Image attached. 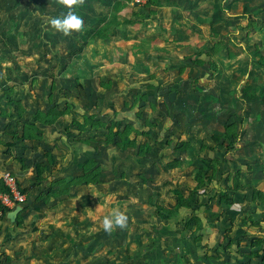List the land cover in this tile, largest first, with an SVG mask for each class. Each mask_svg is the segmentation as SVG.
<instances>
[{"label": "rangeland", "instance_id": "1", "mask_svg": "<svg viewBox=\"0 0 264 264\" xmlns=\"http://www.w3.org/2000/svg\"><path fill=\"white\" fill-rule=\"evenodd\" d=\"M51 4V0H0V140L15 144L11 149L0 146V156L22 166L27 150L34 146L15 139L23 135L24 122L32 121L39 109L71 107L54 124L42 126V138L36 143L42 146V161H49L46 154H51L54 166L46 164L40 182L36 170L30 176L25 189L28 206L17 216L23 235L2 249L4 256L10 262L25 254L34 256L31 264H264L262 258L247 257L264 249V244H253L258 237L264 239V224L244 225L245 220L261 219L264 206L252 201L249 189L227 191L234 204L221 205L234 170L247 172L251 166L259 172L264 164L259 150L260 146L264 150V70L256 66L257 58L264 55V0L201 1L209 14L196 22L211 26L209 36L204 33L201 41L202 51L217 42L220 49L228 45L231 53L226 57L225 49V60L234 63L233 75L222 70L221 75L229 78L216 76L206 65L211 75L202 70L200 77L184 82L152 81V69L145 73L142 64L131 65L138 44L148 43L146 35L151 31L142 29L151 21L154 0L141 9L129 4L122 9L120 14L144 26L134 49L124 39L110 49L108 65H102L83 43L82 48L73 42L65 49V43L53 47V27L48 24ZM104 66L112 68L107 76ZM16 101L22 103L23 115L17 113ZM87 116L132 123L142 131L152 122L150 150L143 155L138 154V146L121 150L108 142L107 128L82 131L73 123H83ZM241 116L244 133L239 143L232 142L226 139L225 127ZM145 138L137 136L139 144H145ZM205 158H214L221 171L200 190L202 196H195L205 204L195 211L203 218L200 226L193 225L194 232L184 231L183 222L193 214L190 209L173 211L170 221L154 218L155 204L171 207L167 199L179 178L189 195L195 184L190 176L200 166L211 173L216 170ZM175 160L186 163L182 171L169 165ZM96 170L97 177L85 178ZM87 179L96 181L87 184ZM241 181L250 178L244 175ZM39 204L44 205L42 210ZM113 208L125 211L129 219L126 228L108 233L101 221Z\"/></svg>", "mask_w": 264, "mask_h": 264}, {"label": "crops", "instance_id": "2", "mask_svg": "<svg viewBox=\"0 0 264 264\" xmlns=\"http://www.w3.org/2000/svg\"><path fill=\"white\" fill-rule=\"evenodd\" d=\"M117 1L118 0H78L77 7L85 17L84 26L80 29L74 28L69 33H65L62 30L53 28L52 30V33L54 34L53 35L54 41L52 42L53 47H59L60 43H65L66 46L64 45L62 46L65 49V47L68 48L69 44L75 43L73 45H80V47L82 48L83 45L85 44L87 49L91 48L93 50L94 52L93 57L95 58L98 57L99 59H101V61H103L102 65H104V63L108 65V60H109V57H107L108 52L111 51L110 49H115L119 45L122 39H124V41H130L129 44L126 45H130L129 47L130 50L134 49L137 46L135 43L139 41V35H140L139 32L141 31L144 25H140L141 24L140 22H137L136 20H132L131 18L126 17V15L123 12L120 14V11L117 12L116 14L117 20L120 21L117 25H114L112 27V29L110 30L109 37L104 39L94 37V33H96L97 30H99L112 15H115L116 12L114 11V7ZM201 1L207 2L208 0H154V5L152 7L153 16L149 18L151 21L148 23L146 29L145 28H143L144 30L142 29L143 32L151 31L149 32L148 35H146V38L148 39V43L138 44L139 46L137 47V50L132 55V59L133 60L135 59V61L134 63L131 61V65H134L136 63L142 64L143 71L145 73L148 72L150 69H152L153 70V74H151L152 77L150 78L148 76L149 79L152 81L163 80L165 82L166 78H170V81L173 82L174 81L184 82L189 78L200 77L199 75L202 70H205L206 73L209 74L210 73L209 69H211L214 73H216L217 74L216 76H220L226 79L229 77H225L221 75L220 72L222 70L227 71L228 76L233 75L232 73L233 67L232 69H230V67L234 66L233 65L234 63L231 60L230 62H227L225 60V49L227 50L229 49L228 45H226V47H222L224 49L222 48L220 49L218 47V44L220 42L219 43L217 42L214 46H212L210 50H204V52L202 51L203 48L201 47L202 45L201 41L202 39H204V33L206 34V36H209L211 32L209 28L211 26L209 25V22L205 24L206 26H200L199 21L196 22L197 18H200L203 15L208 16L209 14L207 10H203L201 6ZM51 2H52L51 4L52 10L50 11L51 15L59 12L61 8L64 7V5L61 4L60 0H51ZM135 16L136 15H133V18H138L137 16L136 17ZM136 24H138V28L135 27ZM89 39H91V43L87 45V41ZM132 40H134V42ZM222 43L223 42H221V44ZM231 47L234 48L232 44ZM166 50L169 51L167 52ZM212 50H214V53H212L213 54L212 57L216 58V61L219 66L218 70H214L210 68V64L208 63L207 64L199 63V60H208L209 57L208 54H210ZM230 51L231 50H228V54H226V57L227 55H229V53H231ZM83 56L84 54L73 57L81 58ZM122 60L124 62V59ZM206 65L209 67L208 70L205 67H203ZM256 66L258 67V69L264 70V68L260 67L259 64H257ZM108 69L110 70L111 73L112 68H106L104 66L103 75L106 76L109 75ZM154 69H157L156 70L157 72ZM234 70L237 69L234 68ZM150 72L151 71H149L148 73ZM235 101L236 100L232 101V103ZM241 119L243 121L241 136L236 141L230 139L232 142L239 143L242 138V134L244 133L245 118L241 116ZM30 142L31 144H34V146H31V148L27 150L28 155H27V159L24 160V165H25L24 168L21 166V164H17L15 160L9 163L7 161L9 159L6 157L7 155L3 157L0 156V175L3 174V172L5 171H10L14 173L26 187L30 185V176L33 175V172L35 170L34 163L41 162L44 165L49 163L47 159L46 161H42L44 159V156L41 153L42 146L36 143V141H27L25 143H30ZM55 148L56 147H54L53 151H55ZM259 150L261 153L264 154V150L261 146ZM255 161L257 162L260 160H255ZM55 162H57V160ZM50 164L53 165L54 163H50ZM183 166L185 167L186 164ZM248 167H247L248 170H246L247 172L241 171V176L242 177L244 175L246 177L248 176V178H250V181L249 182L241 181L243 188L240 190H244V191H246V189L252 190V201L255 202L256 204H262L264 206L263 202L254 199L253 197L254 190H260L264 192V164L261 165L260 166L261 168L257 170L259 172H255V167L254 168H252L251 166ZM180 169L182 168L180 167L175 171ZM190 177H191L190 180L193 183H195L190 186V189L192 190L196 186L197 182L193 179V174ZM180 179L181 178L178 179L177 187L176 186L175 187L176 188L182 187V189L181 188L180 189L183 191L185 196H188L186 195L187 187H184L182 185L181 183L182 181H180ZM169 199L170 200L167 199V201H169L171 207H174L177 201L173 196L172 198L170 197ZM195 201H197L196 198ZM49 204L51 205L53 204V202H50ZM39 206L40 209L42 210L44 205L41 206V204H39ZM24 210L26 211L25 207L22 209V211ZM152 213L151 215H154ZM154 218H157V215ZM27 220L28 219L26 218L24 222ZM29 224H31V222H29ZM20 228L21 226L18 225L16 221L13 222L8 217L0 219V264H15L14 263L15 261H17L18 264H24V263L31 264L28 262L32 261L34 256H28L25 254L26 256L25 255L22 256L20 260L14 259L10 262L8 258L4 256L3 252H1L2 249H7L8 247H10L11 244L15 243L18 237H22L23 232ZM25 234H30V233H25ZM35 252L39 253V251H35ZM20 261H22L23 263H20Z\"/></svg>", "mask_w": 264, "mask_h": 264}, {"label": "trees", "instance_id": "3", "mask_svg": "<svg viewBox=\"0 0 264 264\" xmlns=\"http://www.w3.org/2000/svg\"><path fill=\"white\" fill-rule=\"evenodd\" d=\"M152 0L149 1V4L151 3ZM127 2V3H126ZM129 1L128 0H118L115 4L114 7V11L116 12L115 15H112L107 21L106 23L99 29L97 30L96 33H94V37L95 38H107L110 35V30L112 29V27L114 25H117L119 23L120 20H117V12H121L122 9L124 7L127 6V4ZM148 5V4H147ZM141 9V8H139ZM212 53H214V50H212V52L209 55L208 60H199V63H208L210 64V68H214L215 70L218 69V63L216 61V58L212 57ZM211 57V58H210ZM219 61V60H218ZM257 62L260 65V67L264 68V55H260L259 58H257ZM141 97V96H139ZM145 97L144 99H147V96H142ZM137 100V99H136ZM134 105L132 104L131 109L134 108L135 106V101L133 102ZM17 108V113L20 115H23L24 113V107L22 105V103L20 101H16L15 102ZM154 107V105H153ZM70 106H67V108L65 109H61L57 106H53L47 110H37L35 113H33L32 115V121H27L24 122V126H23V135L20 137H16L15 139L17 140H21L24 142L27 141H37L39 142L42 138V126H47V125H52L54 124L57 119L65 114H68L71 110H70ZM141 113H138V118L140 119L142 116ZM240 120H237L235 122H232L230 124H228L225 128H226V138L228 140L233 139V140H237L240 136H241V132H242V124L243 121L241 118H239ZM74 124H76L82 131H88V130H104V129H108L109 130V136L110 138L108 139V142H112L115 143L117 145V147H119V149L121 150H129L135 147H139L140 151L142 152H138V154L143 155L146 152H148L151 148V143L153 142H148L151 139L150 136V132H148V129L151 126H154V124L152 122H148L144 127L147 128V131H142L139 128H137L136 126H134V124L132 123H124V121L121 120H112L110 123L104 122L102 120H97L94 116H87L85 117V121L83 123H80L77 120L73 121ZM115 129H118L117 131ZM131 133H135L136 136L135 138L132 137ZM108 136V137H109ZM137 136H143L146 137V142L145 144H139L138 140H137ZM0 146H4L7 147L9 149L15 147L14 142H4L3 140H0ZM214 152V149H211ZM47 156H50V160L49 163H53L52 161V156L51 154H46ZM205 160L207 162L212 163L213 165H216V170L212 171L213 173L209 172V169H205L203 168V166H200L194 173H193V179L197 182L196 186L191 190L190 194L188 196H185L183 191L180 188H171L170 192L172 193V196L175 198V200L177 201L176 205L174 207H165L162 204H155L154 207L156 209V215L158 217H160L162 220L166 221H170L172 219V213L173 211H177L179 212L181 209L182 210H186V209H190L193 211V214L189 216L188 220H185L183 222L184 225V231L187 230H192L193 231V225L197 224L198 226H200V223L203 221V218L198 215L196 211V209L201 208L203 205L205 204H200L199 202L195 201V196H202L200 194V190L204 187H207L210 183H212L213 181H215V179L218 178L219 172L221 171V168H219L218 165H220L214 158H205ZM90 162V161H87ZM92 162H90V165L93 166V164H91ZM95 163V162H94ZM192 162H188L187 165L191 164ZM186 163H182V161H172L169 165L173 166L172 168H179L182 167L183 165H185ZM86 165V164H85ZM24 163L22 165V167L24 168ZM94 167V166H93ZM46 165L42 164L41 162H37L35 163V170H36V178H37V182H40L42 180H44V176L43 173L46 170ZM98 170L95 171L94 174H89L88 176H85V178H89L92 175L94 176H98ZM14 174V173H13ZM223 174V173H222ZM15 175V174H14ZM18 178V177H17ZM84 178V179H85ZM203 179H205V181H203ZM19 181V185L22 187L23 192L27 194L26 186L20 181V179L18 178ZM94 181H96V179H87L84 180L85 183L90 184L93 183ZM243 188V185L241 183V172L239 170H234V175H233V183L232 186H227V188H225L222 192V201H221V205H223L224 207H230L234 204V198H230L226 192H231L232 194H236L239 193L240 189ZM0 190L2 192H9V188L4 184L3 179L0 177ZM225 192V193H224ZM206 193V192H205ZM204 194V193H203ZM55 195H51L50 198L54 197ZM41 197V196H40ZM253 197L254 199H257L261 202L264 203V192L260 191V190H254L253 192ZM44 198V196H43ZM49 197L44 198L45 200L48 199ZM224 203V204H223ZM28 206V196H27V204L25 205V209ZM23 212V211H21ZM3 218H6V214L4 212V216ZM208 219V218H207ZM22 220H20V218H17L16 223L18 225H21ZM250 224V226H256L257 228H261V226L264 224V216L261 217V219L257 220L255 218H253V220L249 219V220H245V224ZM197 226L196 230H199V227ZM195 234V233H194ZM197 234V233H196ZM198 235V241H201L199 239ZM240 242V241H239ZM237 242V245L239 246L240 243ZM254 245H259L262 246V244H264V239H262L261 237L257 238V240H254ZM238 250V248H237ZM250 259H254V258H262L264 259V249L259 250H255L253 252H251L249 254Z\"/></svg>", "mask_w": 264, "mask_h": 264}, {"label": "clouds", "instance_id": "4", "mask_svg": "<svg viewBox=\"0 0 264 264\" xmlns=\"http://www.w3.org/2000/svg\"><path fill=\"white\" fill-rule=\"evenodd\" d=\"M60 2L64 7L49 17L48 24L65 33L71 32L74 28H82L85 24V17L77 7L78 0H60ZM128 219L125 211L113 208L108 215L103 217L101 227L105 232L111 233L115 228H126Z\"/></svg>", "mask_w": 264, "mask_h": 264}, {"label": "built area", "instance_id": "5", "mask_svg": "<svg viewBox=\"0 0 264 264\" xmlns=\"http://www.w3.org/2000/svg\"><path fill=\"white\" fill-rule=\"evenodd\" d=\"M150 0H130L128 3L134 9L144 8ZM1 178L4 184L9 188V192H2L0 190V219L3 218L4 212L6 217L8 213L18 206L23 208L27 204V196L23 192L22 187L16 175L10 171H5Z\"/></svg>", "mask_w": 264, "mask_h": 264}, {"label": "water", "instance_id": "6", "mask_svg": "<svg viewBox=\"0 0 264 264\" xmlns=\"http://www.w3.org/2000/svg\"><path fill=\"white\" fill-rule=\"evenodd\" d=\"M23 207L18 206L14 210L8 213V218H10L13 222L16 221L18 214L22 211Z\"/></svg>", "mask_w": 264, "mask_h": 264}]
</instances>
